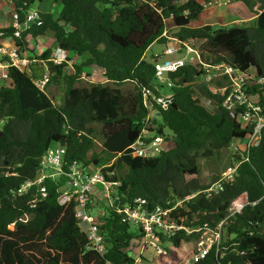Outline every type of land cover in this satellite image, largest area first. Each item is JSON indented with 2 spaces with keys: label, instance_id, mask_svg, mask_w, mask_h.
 <instances>
[{
  "label": "trees",
  "instance_id": "1",
  "mask_svg": "<svg viewBox=\"0 0 264 264\" xmlns=\"http://www.w3.org/2000/svg\"><path fill=\"white\" fill-rule=\"evenodd\" d=\"M12 1L23 24L35 0ZM53 1L60 4L58 14L38 10L37 21L28 23L18 36L12 25L0 28V38L11 37L20 53L31 49L27 37L37 41L48 35L74 57L86 56L66 74L64 63L48 61L51 47L27 52L42 62L38 66H45L36 70L33 65L34 74L47 70L50 75L45 90H39L27 72L7 67L8 82L0 88V264H126L134 260L128 247L139 236L138 229L131 230V225L122 222L115 206L97 216L107 243L101 256L84 248L86 235L74 216L73 203L64 207L57 202L62 177L45 180V196L35 187L24 195L15 193L22 182L35 177L40 157L56 143L65 145L68 161L102 166L107 180L119 182L115 190L120 206L136 197L150 205L174 202L207 187L233 160H240L235 178L223 190L211 198L195 195L183 213L188 224L213 228L225 218L231 201L247 192L249 203L223 224L218 250L223 256L212 247L204 258L186 264H264V126L259 143L247 154L244 143L234 148V141L244 140L253 124L238 120L241 107L232 111L223 107L228 88L223 92L217 88L227 84V76L215 77L209 70L219 63L242 73L252 68L254 80L243 92L256 98L253 101L264 113V0H229L224 9L239 24L219 27L192 25L202 13L201 0L181 4L175 0ZM165 29L169 36L192 39L200 59L168 72L173 86L166 107L154 100L147 105L142 90L150 88L159 94L162 86L155 79L154 61L145 52L153 42L166 43ZM92 64L102 68L113 86L80 83L83 67ZM206 74H212L208 81ZM62 77V101L54 104L46 90ZM125 82L132 87L120 89ZM151 111L155 118L151 117L150 129L170 137L172 146L153 156H135L129 146ZM97 136L99 151L95 149ZM205 161L213 167L208 178L200 174ZM30 192H36L34 206H30ZM197 237L196 232L180 231L159 239L177 248L182 241L195 244Z\"/></svg>",
  "mask_w": 264,
  "mask_h": 264
},
{
  "label": "built area",
  "instance_id": "2",
  "mask_svg": "<svg viewBox=\"0 0 264 264\" xmlns=\"http://www.w3.org/2000/svg\"><path fill=\"white\" fill-rule=\"evenodd\" d=\"M175 1L177 4L184 2V0ZM228 2L229 0H201L202 11L224 7ZM18 18V12L13 10L11 12V21L12 26L16 28L13 33L14 36H18L23 27L38 18L37 10L28 14L27 20L23 24L19 23ZM167 29L162 33V36L166 37L165 49L161 52L163 58H157L155 54L156 58L153 61L156 82L169 90L173 83L168 78V72L175 71L188 62L199 61L200 55L199 49L192 44V39L180 40L169 36L167 35ZM167 43L169 45H166ZM174 54L178 56L174 57ZM0 56H6V60L2 61L0 59V88L7 78V67L12 65L19 70L27 72L31 76L33 84L39 90H45L50 77L48 71L44 70L35 75L32 67L35 64L42 63L41 61L33 56L30 57L27 52L20 53L15 45L11 47L0 45ZM73 58L74 56L67 50L60 46H54L48 61L55 65L64 63L65 67H67L72 66ZM206 69L208 70V67ZM209 70L212 71L215 77L227 76V84L217 88L220 92L228 88V95L222 103L223 107L231 111L241 107V111L237 115L238 120L244 124H253L251 132L244 139V149L242 148L247 154L251 146L259 143L261 129L264 126V113L261 112V106L243 92L244 86L254 80V74H249L248 71L242 73L237 68L226 63L211 66ZM212 74L204 75L205 80H210ZM171 96L170 90L159 94H153L150 88L142 90L144 104H150V100H154L156 104L166 107L171 102ZM203 103L207 105L209 100L203 101ZM151 124L152 118L148 115L144 120V127L136 140L129 146L133 155L148 157L168 148L167 142L169 138L151 130L149 127ZM237 147V145H234L235 149ZM65 154V145L56 143L49 146L40 157L35 177L22 182L15 190V193L19 196L24 195L32 187H35L36 192L41 197L45 196V180L47 178L56 180L62 177L64 181L58 188L57 202L64 207L73 203L74 216L78 221L80 230L86 235L84 248L102 256L107 250V243L97 226V216L93 213L94 195H98V198L108 206H113L114 200L118 199L115 187L119 182L107 180L102 173V166H86L78 160L68 161L65 158ZM240 156L244 158L243 154H240ZM239 164L240 160H233L207 187L174 202L166 200L164 203L150 205L145 198L136 197L132 203L120 206L118 199L116 211L121 221L136 227L139 232V236L131 239L128 247V251L130 250V253L133 254L134 260L132 263L126 264H140L144 260L142 255L146 250L154 254L162 252L164 244L159 238H168L180 231L185 234L198 233L190 260L199 261L208 254L212 247L215 248L216 254L222 257L223 253H218V250L223 235V224L229 217L240 213L242 208L249 203L247 192H241L231 201L225 218L220 220L213 228L207 227V224L192 226L187 223V218L183 213L188 211L186 203L195 195L202 193L206 198H211L223 190L225 185L235 178ZM36 192H30L32 196L30 206H34L36 202L34 195Z\"/></svg>",
  "mask_w": 264,
  "mask_h": 264
},
{
  "label": "rangeland",
  "instance_id": "3",
  "mask_svg": "<svg viewBox=\"0 0 264 264\" xmlns=\"http://www.w3.org/2000/svg\"><path fill=\"white\" fill-rule=\"evenodd\" d=\"M35 4L37 7L40 8V10L43 11H49L53 15H57L59 10H60V4L59 3H53V0H35ZM194 24L196 25H211L212 27H219L221 25H227V24H239L238 21L234 20L232 16L226 13L224 7H221V9H211V10H206L203 14L200 20L196 21ZM49 39V37H46ZM45 38V41L47 40ZM41 39V38H40ZM53 41V40H52ZM31 45L35 46V42L32 43L30 42ZM48 43H51V41H48ZM49 45V44H48ZM47 45V46H48ZM166 45H169L167 43ZM165 49V43L163 42H153L149 48L146 50L145 55L147 58L150 59H155V54L157 55V58H163L161 56V52ZM174 57L178 56L177 54L173 55ZM86 59V56H80V57H74L72 59V64L76 63L79 64L80 62H84ZM36 70H43L45 69L44 65H37L35 64ZM74 71L73 66H67L64 68V72L66 74H71ZM249 74H254V70L251 68L248 70ZM81 84H85L89 81H95V82H103L105 84H109L110 86H113L109 82H107L106 77L104 76L102 68H99L96 65H86L82 69L81 73V79H80ZM122 90H126L128 88L132 87V84L129 82H125L118 86ZM47 94L50 96L54 104H60L62 101L63 97V92H64V78H60L57 82H52L47 90ZM162 93L169 92L168 88L162 87L161 89ZM252 100H256V98L251 97ZM150 116L155 118L154 111L150 112ZM159 121L160 119L157 118ZM165 132L170 135V132L165 129ZM96 151L100 150V139L99 136L96 137ZM236 145H243L244 140L237 139L234 141ZM99 143V144H98ZM167 146L170 147L172 146V140L169 137V140L167 142ZM201 168V176L204 178H208L209 175H211V169L212 163L209 161L202 162L200 164ZM210 178V177H209ZM100 186V185H98ZM108 211V205L103 202L102 200L98 199L94 201L93 204V213L100 217L101 215L106 214ZM131 230H137L136 227L131 226ZM195 246L190 241H182L181 245L177 248H173V246L169 242H165L163 245V250L160 253L154 254L153 252H150L149 250H146L143 253L144 260L140 262V264H186L190 258H191V251L192 247Z\"/></svg>",
  "mask_w": 264,
  "mask_h": 264
},
{
  "label": "crops",
  "instance_id": "4",
  "mask_svg": "<svg viewBox=\"0 0 264 264\" xmlns=\"http://www.w3.org/2000/svg\"><path fill=\"white\" fill-rule=\"evenodd\" d=\"M53 3L55 4L56 2L53 1ZM217 9H221V7L217 8ZM34 10H37V11L40 10V8L37 7V5L35 4V1L31 4L30 8L28 9V14L32 13ZM215 10H216V8H215ZM12 11H13V1L12 0H0V28H8L12 25V21H11V12ZM204 12L205 11H202L200 17L198 19L194 20L192 22V25L201 26V25H196L194 23L196 21L200 20V18L202 17V14ZM54 16H56V15H54ZM46 37H49V39H47ZM46 37L38 39L37 41H34L32 38L27 37V40L29 41L28 47L31 49H29V51H25V53L26 52L31 53L30 50H33L36 53H40L42 50H44L47 47L53 48L54 46H56L54 41H52L51 36L47 35ZM45 38L47 39L46 41H45ZM31 41H32V43L35 42V46L31 45V43H30ZM48 41H51V43H48ZM0 45H5L6 47H11L14 45V41L11 37H3V38H0ZM7 82H8V78L5 79V83H7ZM98 199H100V198H98V195H94V201L98 200Z\"/></svg>",
  "mask_w": 264,
  "mask_h": 264
},
{
  "label": "water",
  "instance_id": "5",
  "mask_svg": "<svg viewBox=\"0 0 264 264\" xmlns=\"http://www.w3.org/2000/svg\"><path fill=\"white\" fill-rule=\"evenodd\" d=\"M34 21H37V19H34L31 22H34ZM60 24H65V23L63 21H60ZM211 73H212V71H211ZM147 105H149V103ZM117 204H118V199H115L114 202H113V206L116 207Z\"/></svg>",
  "mask_w": 264,
  "mask_h": 264
}]
</instances>
